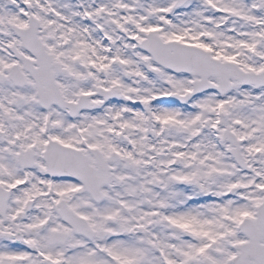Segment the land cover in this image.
Returning <instances> with one entry per match:
<instances>
[{"label":"snow or ice","instance_id":"1","mask_svg":"<svg viewBox=\"0 0 264 264\" xmlns=\"http://www.w3.org/2000/svg\"><path fill=\"white\" fill-rule=\"evenodd\" d=\"M0 264H264V0H0Z\"/></svg>","mask_w":264,"mask_h":264}]
</instances>
